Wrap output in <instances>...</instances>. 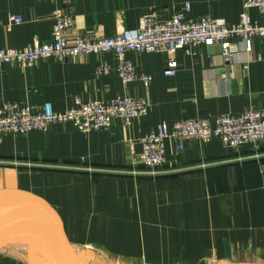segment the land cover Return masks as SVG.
Wrapping results in <instances>:
<instances>
[{"label": "crops", "instance_id": "1", "mask_svg": "<svg viewBox=\"0 0 264 264\" xmlns=\"http://www.w3.org/2000/svg\"><path fill=\"white\" fill-rule=\"evenodd\" d=\"M187 4L191 20L235 24L244 11L242 0H58L75 20L71 41L75 33L111 37L138 28L147 12L163 20ZM52 9L47 1L0 0V49L50 42ZM248 13L264 25L258 10ZM11 15L23 23L10 25ZM238 42L241 51L230 63L217 44L203 45L196 56L179 51L173 77L164 74V54L129 52L136 71L153 76L148 85L124 84L110 54L1 65L0 105L51 103L65 112L77 98L143 97L150 111L130 125L117 119L110 131L63 124L0 136V197L32 195L54 213L62 244L94 248L125 264H264V143L233 149L219 139L192 141L177 157L169 140L163 174L146 175L140 163L141 140L176 121L264 111V38H254L250 52ZM100 63L114 71L98 76ZM0 264L28 260L0 252Z\"/></svg>", "mask_w": 264, "mask_h": 264}, {"label": "built area", "instance_id": "2", "mask_svg": "<svg viewBox=\"0 0 264 264\" xmlns=\"http://www.w3.org/2000/svg\"><path fill=\"white\" fill-rule=\"evenodd\" d=\"M38 1H47L53 6L55 23L51 41H35L20 49H0V66L25 67L49 60L63 62L82 56L110 54L116 60V72L124 84L148 85L153 76L138 73L127 58L129 52L164 54V74L173 77L179 67L176 58L179 51L196 56L203 45L217 44L222 56L230 63L241 51L238 41L245 43L246 50L250 52L251 41L264 38V25L253 20L248 13L250 9H256L264 15V0H242L244 11L235 24L213 17L188 19L191 5L187 4L184 11L163 20L155 12H147L140 17L136 29H125L107 38L75 33L72 41L68 35L75 30L73 16L58 7V0ZM22 23L21 16H10V25ZM257 60H263V57L259 55ZM113 71L114 68L107 63H100L96 69L98 76H107ZM149 111L150 106L143 97H117L109 102H83L77 98L65 112L55 111L51 103L34 107L6 102L0 105V136L27 134L36 130L47 132L51 127L63 124H72L82 132L110 131L115 120L130 125L135 119L146 117ZM212 139H219L224 147L233 149L245 144H263L264 111L249 109L237 115H222L213 121H176L170 128L151 132L141 140L140 162L146 169L145 174H163L159 169L167 164L166 141L172 142L178 157L185 152L187 143Z\"/></svg>", "mask_w": 264, "mask_h": 264}, {"label": "water", "instance_id": "3", "mask_svg": "<svg viewBox=\"0 0 264 264\" xmlns=\"http://www.w3.org/2000/svg\"><path fill=\"white\" fill-rule=\"evenodd\" d=\"M18 214L30 215L38 220L36 240L28 252L29 264H71L63 255L57 220L49 207L26 192L3 193L0 197V227L8 218ZM226 251L230 254L229 246Z\"/></svg>", "mask_w": 264, "mask_h": 264}, {"label": "rangeland", "instance_id": "4", "mask_svg": "<svg viewBox=\"0 0 264 264\" xmlns=\"http://www.w3.org/2000/svg\"><path fill=\"white\" fill-rule=\"evenodd\" d=\"M14 224L10 223L9 219L0 227V252H4L14 258H22L24 261L27 258L29 264L28 250L31 247L30 243L33 239V232L27 227H15ZM61 249L63 255L71 264H125L94 248L73 247L62 244Z\"/></svg>", "mask_w": 264, "mask_h": 264}, {"label": "bare ground", "instance_id": "5", "mask_svg": "<svg viewBox=\"0 0 264 264\" xmlns=\"http://www.w3.org/2000/svg\"><path fill=\"white\" fill-rule=\"evenodd\" d=\"M9 219H10V223L11 222L15 223L14 224L15 227H17V226H19V227H27L31 232H33V239L31 240V243H30L32 245L35 242V240H36V226H37L38 220L35 219L34 217L30 216V215H22V214L13 215L12 218L10 217L7 220H9ZM21 231H24V230H21Z\"/></svg>", "mask_w": 264, "mask_h": 264}]
</instances>
